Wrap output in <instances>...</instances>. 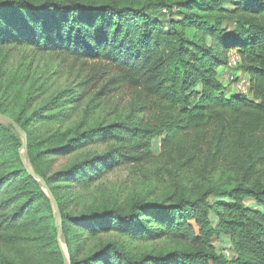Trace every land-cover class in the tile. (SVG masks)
Wrapping results in <instances>:
<instances>
[{
    "label": "trees",
    "instance_id": "trees-1",
    "mask_svg": "<svg viewBox=\"0 0 264 264\" xmlns=\"http://www.w3.org/2000/svg\"><path fill=\"white\" fill-rule=\"evenodd\" d=\"M155 9L167 25L150 19ZM16 49L31 53L11 60ZM232 52L247 94L221 82ZM40 55L64 87L53 91L48 72L36 74ZM0 114L27 134L31 172L57 202L68 257L57 210L22 162L21 136L0 123V264H48L52 255L57 264H264V0H0ZM34 120L48 124L39 138ZM91 144L108 150L46 168ZM119 166L158 168L175 190L66 208L72 181ZM183 178L197 188L180 190ZM85 229L175 247L137 251L113 237L80 250Z\"/></svg>",
    "mask_w": 264,
    "mask_h": 264
},
{
    "label": "rangeland",
    "instance_id": "rangeland-1",
    "mask_svg": "<svg viewBox=\"0 0 264 264\" xmlns=\"http://www.w3.org/2000/svg\"><path fill=\"white\" fill-rule=\"evenodd\" d=\"M148 16L152 21H157L163 25H167L168 19L166 16H163L160 10L149 11ZM11 60L13 56L16 55L17 58L22 57L27 54L30 55L31 51L27 50L22 52L20 49H16V51H11ZM38 57V58H37ZM34 60V67H36V74L41 75L44 72H48L50 75V80L48 85H51L52 90L55 91L58 88L64 87L67 83L63 82L62 78L57 79L56 76L58 74L59 67L56 63L50 62V59L45 56H36ZM47 74V73H45ZM234 93V92H232ZM0 123L9 126V123L6 119L0 117ZM11 124V123H10ZM12 126V124H11ZM34 129V137L39 138L42 134L47 133L48 124H39L37 120L33 121L32 125ZM18 133V132H17ZM19 134V133H18ZM20 135V134H19ZM21 136V135H20ZM22 142L23 138L21 136ZM156 147V144H153ZM108 150V145H95L91 144L88 150L80 151L78 153H74L71 155V160H68L66 157H61L60 155L52 157L51 160L48 161L46 168H49L51 171L68 168L71 164L69 161L79 160L82 158L83 154L88 152L92 154H101ZM19 153L21 155L22 162L25 167L32 171V167L27 158V145H26V155L24 154V150L21 147L19 148ZM41 182L40 179H38ZM180 190L183 189H196L198 183H195L193 180L188 178L178 179ZM175 180L172 175H168L165 172L159 171L158 168L155 167H144V168H135L130 166H119L115 167L111 170H104L103 172H99L91 181L80 183L78 180L72 181L70 185H68V195L65 201V206L68 210L73 212H79L84 209H87L91 206L96 205V203H100L103 200H112L116 199L120 203H126L128 200L132 198H136L138 196H148L149 198H157L162 199L166 198L165 195L170 194L172 190H175L174 186ZM68 184V182H66ZM42 184V182H41ZM43 186V184H42ZM44 188V187H43ZM213 220V219H212ZM193 223V222H192ZM194 224V223H193ZM81 226H77L74 228L75 231H80ZM115 237L117 240L124 241L128 243L131 249L137 251H165L169 249H173L175 246L170 240L166 239H158L155 241L151 240H139L135 239L132 236L124 235L123 233L117 234L116 232L101 233L100 236H94L92 232L85 229L83 239L79 242L80 250L91 251L92 249L97 248L101 242L106 241L107 239H111ZM58 240L61 252L64 256L67 257L66 246L64 242V236L61 232H58ZM83 245V248L81 246ZM10 247V246H9ZM8 247V248H9ZM222 252L228 253L229 250L226 246H221L219 248ZM21 250V247H20ZM12 252L14 250L11 249ZM6 252H8L6 250ZM19 256L24 260H27L23 257L22 250L19 251ZM53 257H48L46 261L48 264H57L58 258L55 255ZM68 260V257H67ZM43 264H46L45 262Z\"/></svg>",
    "mask_w": 264,
    "mask_h": 264
},
{
    "label": "built area",
    "instance_id": "built-area-1",
    "mask_svg": "<svg viewBox=\"0 0 264 264\" xmlns=\"http://www.w3.org/2000/svg\"><path fill=\"white\" fill-rule=\"evenodd\" d=\"M240 63V58L232 52L230 54L226 69L222 72L221 82L229 93H248L249 79L243 72H234L232 69Z\"/></svg>",
    "mask_w": 264,
    "mask_h": 264
},
{
    "label": "water",
    "instance_id": "water-1",
    "mask_svg": "<svg viewBox=\"0 0 264 264\" xmlns=\"http://www.w3.org/2000/svg\"><path fill=\"white\" fill-rule=\"evenodd\" d=\"M0 117L4 118V119H6L8 122H10V123L12 124L13 128L15 129V131L18 132V133L22 136V138H23L22 148H23V150H24V154L26 155L27 134L25 133V131H23V130L18 126V124H17L14 120H12L11 118H9V117H7V116H4V115H1V114H0ZM27 170H28V172H29L32 176H34L35 178H39V179L41 180L45 192H46L47 195L50 197L53 206H54V207L56 208V210H57V218H58V224H59V226H58V232H61V230H62L61 217H60V213H59L58 205H57V202H56L54 196L52 195V193H51L49 187L45 184V182H44L40 177H38L35 173L31 172L29 169H27ZM64 264H67V261H66V260L64 261Z\"/></svg>",
    "mask_w": 264,
    "mask_h": 264
},
{
    "label": "crops",
    "instance_id": "crops-1",
    "mask_svg": "<svg viewBox=\"0 0 264 264\" xmlns=\"http://www.w3.org/2000/svg\"><path fill=\"white\" fill-rule=\"evenodd\" d=\"M247 204H249V205H251V204H252V205H254V206H255V204H253V202H251V201H248V202H247ZM255 208H257V206H255Z\"/></svg>",
    "mask_w": 264,
    "mask_h": 264
}]
</instances>
